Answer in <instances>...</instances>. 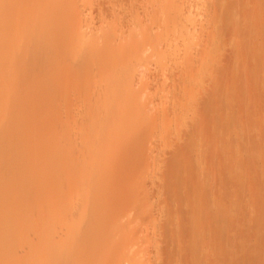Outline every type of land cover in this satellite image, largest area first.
Returning a JSON list of instances; mask_svg holds the SVG:
<instances>
[{
    "label": "rangeland",
    "instance_id": "rangeland-1",
    "mask_svg": "<svg viewBox=\"0 0 264 264\" xmlns=\"http://www.w3.org/2000/svg\"><path fill=\"white\" fill-rule=\"evenodd\" d=\"M0 42V264H264V0H0Z\"/></svg>",
    "mask_w": 264,
    "mask_h": 264
},
{
    "label": "bare ground",
    "instance_id": "bare-ground-1",
    "mask_svg": "<svg viewBox=\"0 0 264 264\" xmlns=\"http://www.w3.org/2000/svg\"><path fill=\"white\" fill-rule=\"evenodd\" d=\"M12 7H13V6H12ZM67 26H68V25H67ZM10 28H11V27H10ZM73 30H74V29H73ZM16 32H17V31H16ZM18 37H19V33H18ZM11 39H12V38H11ZM16 39H18V38H16ZM15 41H16V40H15ZM0 43H1V42H0ZM3 43H4V42H3ZM14 43H15V42H14ZM3 45H4V44H2V46H3ZM5 46H6V45H5ZM106 61H107V60H106ZM1 68H2V67H1ZM121 75H122V74H121ZM33 77H34V76H33ZM119 77H120V76H119ZM123 77H124V76H123ZM26 78H27V77H26ZM121 79H122V77H121ZM124 80H125V78H124ZM124 80H123V83L128 84L129 81L126 82V81H124ZM127 80H128V79H127ZM35 81H36V80H35ZM40 81H41V80H40ZM37 82H39V81H37ZM37 82H35V83L37 84ZM121 82H122V81H121ZM30 84H31V83H30ZM30 84H28V86H29ZM22 85H23V83H22ZM24 85H25V84H24ZM24 85H23V86H24ZM6 86H7V85H6ZM32 86H33V84H32ZM32 86H31V87H32ZM121 86H122V85H121ZM127 86H128V85H127ZM127 86H126V87H127ZM179 86H180V85H179ZM4 87H5V86H4ZM12 87H13V86H12ZM12 87L8 86L7 88H9V89H5V88H4V89L10 91V90H12V89H10V88H12ZM17 87H18V86H17ZM20 87H21V85H20ZM37 87H38V86H36V88H37ZM123 87H125V86H123ZM126 87H125V90H126ZM182 87H183V86L181 85L179 88L182 89ZM25 88H26V87H25ZM25 88L23 87L22 89L24 90ZM27 88H28V87H27ZM33 88H34V86H33ZM36 88H35V89H36ZM177 88H178V87H177ZM0 89L2 90V91H0V92H4V93L7 94L8 91L5 92V90L2 89L1 87H0ZM14 89L16 90V87H15V88L13 87V91H15ZM19 89H20L21 91H23L21 88H17V90H19ZM30 89H32V88H30ZM30 89L28 88L27 90H30ZM121 89H122V87H121ZM17 90H16V91H17ZM32 90H33V89H32ZM32 90H31L30 93H32V92L34 91V90H33V91H32ZM123 90H124V89H123ZM13 91H12V93H11V91H10L9 93H11V94H15L16 91H15L14 93H13ZM18 92H19V94H20V91H17V92H16V95L19 96ZM23 93L26 94L25 91H23ZM23 93H22V94H23ZM28 93H29V92H28ZM2 94H3V93H2ZM2 94H1V95H2ZM6 94H5V95H6ZM3 95H4V94H3ZM29 95H31V94H29ZM29 95H28V96H29ZM11 96L13 97V96H15V95H11ZM26 96H27V94H26ZM15 97H17V96H15ZM185 97H186V98H185ZM178 98H179V97H178ZM182 98H183V99H184V98H185V99L188 98V99L190 100V99H193V96L190 97V98L187 97V96H182ZM185 99H184V100H185ZM188 99L186 100V103H188V102L191 101V100L189 101ZM12 100H13V99H12ZM111 100H112V99H111ZM177 100H180V98L177 99ZM194 100H195V98L193 99V102H194ZM212 100H213V101H212ZM109 101H110V100H109ZM182 101H183V100H182ZM214 101H215V100H214V97H212L211 100H209V102L207 103V105L205 104L206 107H207V106H210V107L212 106V108H211L212 110L210 109V107H209V108L207 107V110L210 109V110H208V112H210V113L213 111V108L215 107V105L213 104V103H215ZM180 102H181V100H180ZM183 102H184V101H183ZM191 102H192V101H191ZM204 102H205V100H204ZM4 103H5V102H4ZM184 103H185V102H184ZM186 103H185V104H186ZM205 103H206V102H205ZM2 104H3V103H2ZM116 104H117V103H116ZM208 104H209V105H208ZM210 104H212V105H210ZM215 104H216V103H215ZM0 105H1V104H0ZM5 105H6V104H5ZM181 105H182V103H181ZM183 105H184V104H183ZM213 105H214V107H213ZM111 106H112V104H111ZM179 106H180V105H179ZM179 106H178V107H179ZM117 107H118V106H117ZM206 107H204V108H206ZM221 108H223V105H222ZM224 108H226V107H224ZM48 109H49V108H47V109H45V110H48ZM172 109H173V108H172ZM174 109H175V107H174ZM117 110H118V109H117ZM176 110H177V109H176ZM41 111H42V110H41ZM111 111H112V110H111ZM202 111H203V112H202ZM204 111H205V113H206V110H205V109L200 111V112H201V117H199V116H200V113H198L199 115L196 114V115H197V119L194 117V116H196V115H194V116H193L194 119H191V120H190V122H191V123H190L191 126H192V124H193V126H192L193 131H194V127L197 128V125H198V124H202V123H203V122L201 123V121H200V119H202V118L205 119V120L202 119V120L204 121V125L202 124L199 128H197L198 130H196V131L199 133V129H200V128H201L200 130L203 131V130H202V127H203V126H205V127L203 128L205 131H206V130L209 131V127H210V125H211V123H209V122H210V120H209L210 113H209V114L207 113V114L205 115V114H204ZM18 112H19V111H18ZM175 112L177 113V111H175ZM202 115H204V117H206V118L202 117ZM50 117L52 118V116H50ZM101 117H103V116H101ZM198 117H199V118H198ZM31 118H32V117H31ZM24 119H25V118H24ZM195 119H196V120H195ZM19 120H20V119H19ZM29 120H30V118H29ZM34 120H35V119H34ZM197 120H198V121H197ZM192 121H197L198 123H197V122H192ZM199 121H200V123H199ZM205 121H206V122H205ZM208 121H209V122H208ZM23 122H24V121H23ZM26 122H27V121H26ZM207 122H208V123H207ZM195 123H196V124H195ZM22 124H23V123H22ZM27 124H28V123H27ZM25 125H26V124H25ZM195 125H196V126H195ZM208 125H209V127H207ZM111 126H112V125H111ZM198 126H199V125H198ZM100 127H101V126H100ZM206 127H207V128H206ZM192 128H191V129H192ZM205 128H206V129H205ZM210 128H211V127H210ZM99 129H100V128H99ZM102 129H103V128H102ZM53 131H54V130H53ZM193 131H192V130L190 131V132H192V134H194V135L189 137L190 140H189V138H188L189 142L187 141V145L190 143V141H191V137L194 138L195 135L197 134V136L195 137V139H197V138H198V135L201 134V133H199V134H198V133H195L196 131L193 133ZM205 131H203V132H205ZM97 132H98V131H97ZM102 132H103V130H102ZM52 133H53V132H52ZM98 134H99V133H98ZM192 134H191V135H192ZM200 137H201V136H200ZM193 138H192V139H193ZM195 139H193V140H195ZM189 145H190V144H189ZM53 155H54V154H53ZM183 156L185 157V155H183ZM0 157L2 158V155H0ZM57 157H58V156H57ZM184 157H183V158H184ZM53 158H54V157H53ZM58 158H59V157H58ZM55 159H56V158H55ZM178 161H179V163L181 162V166L184 165V161H183V159H182L181 157H179ZM178 161H177V162H178ZM56 162H57V161H56ZM175 163H176V162H175ZM53 164H54V163H53ZM204 168H205L206 171H207L208 166L205 165ZM208 169H209V168H208ZM47 172H48V171H47ZM69 211H70V210H69ZM65 212H66V211H65ZM67 212H68V211H67ZM69 214H70V213H69ZM73 216H74V215H73ZM80 242H81V241H80ZM87 243H88V242H87Z\"/></svg>",
    "mask_w": 264,
    "mask_h": 264
}]
</instances>
